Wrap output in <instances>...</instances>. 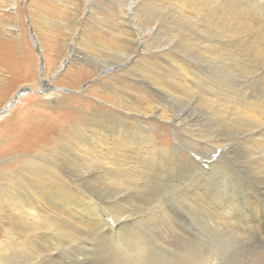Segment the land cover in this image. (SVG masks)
Here are the masks:
<instances>
[{
  "label": "bare ground",
  "instance_id": "bare-ground-1",
  "mask_svg": "<svg viewBox=\"0 0 264 264\" xmlns=\"http://www.w3.org/2000/svg\"><path fill=\"white\" fill-rule=\"evenodd\" d=\"M164 60L179 71L167 72L171 87H163L157 70L136 68L146 59L133 61L127 72L134 71L139 86L152 74L155 95L172 99L146 106L123 90L120 105L131 110L128 116L113 109L90 134L74 131L56 147L48 145L49 134L66 119L57 110L16 135L14 157L0 179V264H124L129 236L171 241L190 215L205 210H227L241 229H264V75L259 85L252 68L240 67L239 82L225 88V77ZM0 66L15 74L17 63L2 56ZM205 93L227 103L230 117L207 107L202 120L173 103L180 95L200 103ZM199 147L207 149L201 159Z\"/></svg>",
  "mask_w": 264,
  "mask_h": 264
},
{
  "label": "rangeland",
  "instance_id": "rangeland-1",
  "mask_svg": "<svg viewBox=\"0 0 264 264\" xmlns=\"http://www.w3.org/2000/svg\"><path fill=\"white\" fill-rule=\"evenodd\" d=\"M261 6L264 0H0V42L5 43L0 45V57L11 55L17 63L15 74L0 66V179L14 157L16 135L48 121L54 110L66 119L49 134L50 147L80 129L90 134L99 118H106L113 109L128 116L131 110L120 105L123 90L132 95L130 100L146 106L172 99L155 95L152 74L142 77L146 82L140 86L145 92L140 90L134 71L127 72L135 60L146 59V65L136 68L157 70L163 87L173 84L166 77L169 70L179 72L164 60L168 58L187 72L199 67L225 77V88L239 82L240 67L252 68L255 82L261 85ZM45 80L51 84L49 89L44 87ZM185 83L191 85L188 80ZM180 96L173 99L176 107H190L202 120L207 107L219 115H231L227 103L217 102L208 93L200 103H193L191 95ZM157 121L165 132H173L167 121ZM8 122L13 125L6 132ZM205 148H197L196 158L201 159ZM243 230L264 244V236L258 235L264 229Z\"/></svg>",
  "mask_w": 264,
  "mask_h": 264
},
{
  "label": "clouds",
  "instance_id": "clouds-1",
  "mask_svg": "<svg viewBox=\"0 0 264 264\" xmlns=\"http://www.w3.org/2000/svg\"><path fill=\"white\" fill-rule=\"evenodd\" d=\"M230 216L195 212L171 241L131 235L122 245L124 264H264V244Z\"/></svg>",
  "mask_w": 264,
  "mask_h": 264
},
{
  "label": "snow or ice",
  "instance_id": "snow-or-ice-1",
  "mask_svg": "<svg viewBox=\"0 0 264 264\" xmlns=\"http://www.w3.org/2000/svg\"><path fill=\"white\" fill-rule=\"evenodd\" d=\"M108 223L111 224V225H113V226H115L116 220L113 219L112 217H108Z\"/></svg>",
  "mask_w": 264,
  "mask_h": 264
}]
</instances>
